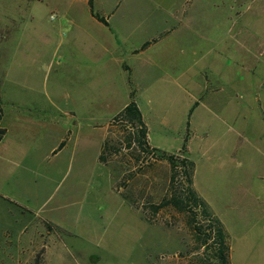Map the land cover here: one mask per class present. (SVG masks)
Returning <instances> with one entry per match:
<instances>
[{
    "label": "rangeland",
    "instance_id": "obj_1",
    "mask_svg": "<svg viewBox=\"0 0 264 264\" xmlns=\"http://www.w3.org/2000/svg\"><path fill=\"white\" fill-rule=\"evenodd\" d=\"M93 11L109 25L89 0H0V264L214 261L185 213L152 208L171 167L113 121L132 91L149 143L186 144L198 195L242 212L230 257L264 264V0Z\"/></svg>",
    "mask_w": 264,
    "mask_h": 264
},
{
    "label": "trees",
    "instance_id": "obj_2",
    "mask_svg": "<svg viewBox=\"0 0 264 264\" xmlns=\"http://www.w3.org/2000/svg\"><path fill=\"white\" fill-rule=\"evenodd\" d=\"M89 4L92 15L97 20L109 25L104 17L93 11V0H89ZM134 95L135 91H132L129 103L115 115L113 121H117L120 123L119 126L123 127L124 139L127 144L131 145L134 141V144L142 150L143 155L153 156L157 160L166 159L171 167L170 181L174 192L157 205H152V208L159 210L168 204L188 216L186 223L193 231L199 246L207 247V251H211L213 255L214 261L211 259L204 261L203 259V264H231L229 235L221 220L212 213L206 200L198 195L193 186L195 163L187 155V145L185 144L180 150L174 152L152 146L147 137V125ZM4 132L5 129L0 128V139ZM115 147L111 141L106 149L112 153L113 148L117 150ZM177 184L181 185L177 186ZM44 253L45 248L43 247L36 253L32 264H44Z\"/></svg>",
    "mask_w": 264,
    "mask_h": 264
},
{
    "label": "crops",
    "instance_id": "obj_3",
    "mask_svg": "<svg viewBox=\"0 0 264 264\" xmlns=\"http://www.w3.org/2000/svg\"><path fill=\"white\" fill-rule=\"evenodd\" d=\"M125 66V68L127 69V70H129V71H131V67L129 66V65H127V64H125L124 65ZM137 101V100H136ZM129 103V102H128ZM127 103V104H128ZM138 103V102H137ZM126 104V105H127ZM125 105V106H126ZM139 105V104H138ZM124 106V107H125ZM140 107V106H139ZM141 109V108H140ZM141 112H142V110H141ZM118 113V112H117ZM143 114V113H142ZM143 118H144V115H143ZM144 121H145V119H144ZM145 123H146V121H145ZM187 149H188V151H189V147H187ZM187 155H188V153H187ZM189 157V156H188ZM194 176H195V172H194ZM263 178H264V176H262ZM194 180H195V177L193 178V186H194ZM197 191V190H196ZM201 195H203V194H201ZM203 197V196H202ZM205 200H206V202L208 203V205H209V207H210V209H211V211H212V213L215 215V216H217L220 220H221V222L223 223V226H224V228H225V230H226V232H227V234L229 235V239H230V241H231V239H232V232L230 231V229H229V224H228V222H227V219H226V217L227 216H230L231 217V219H233L234 218V221H238V222H241L242 221V218H243V214H242V212L241 211H239V210H237L236 208H232L233 209V211L231 212V213H228V211L230 210L229 208H228V210L227 211H225V210H218L213 204H212V202H210V200L208 199V198H204ZM230 244H231V242H230ZM231 248H232V251H231V257H230V259H231V264H236L235 263V261H234V255H233V253H234V247H233V242H232V246H231Z\"/></svg>",
    "mask_w": 264,
    "mask_h": 264
}]
</instances>
